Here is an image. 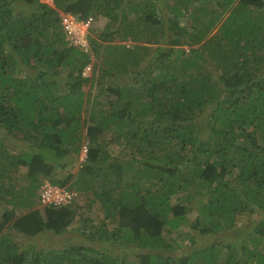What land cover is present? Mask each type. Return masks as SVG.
<instances>
[{
	"label": "trees",
	"instance_id": "1",
	"mask_svg": "<svg viewBox=\"0 0 264 264\" xmlns=\"http://www.w3.org/2000/svg\"><path fill=\"white\" fill-rule=\"evenodd\" d=\"M18 1L0 10V264H264V0ZM67 11L105 19L89 51ZM44 179L102 216L20 249L14 231L52 241L79 215L36 205Z\"/></svg>",
	"mask_w": 264,
	"mask_h": 264
},
{
	"label": "rangeland",
	"instance_id": "2",
	"mask_svg": "<svg viewBox=\"0 0 264 264\" xmlns=\"http://www.w3.org/2000/svg\"><path fill=\"white\" fill-rule=\"evenodd\" d=\"M4 3H7V4H4ZM11 5L14 6V8H16L17 6H22V4L18 0H3L2 2H0V10L5 11L6 8ZM104 21L105 19L103 17H98L97 19H95L94 17L91 23V27L89 29L90 32L92 28L102 27ZM126 43L130 44V41H127ZM119 148L120 147H107L108 151H110L112 155H117V153H119ZM80 154H81V157L84 156L82 155V150ZM59 173L63 174L64 172L60 170ZM37 193H38V188L35 190V195H37ZM93 198H94V195L91 193L83 192V193L78 194L77 202L79 204V213H78L79 215L77 216V218L75 219V221L73 222V224L68 230H66L65 232H62L59 235H56L52 241L48 240L50 235L48 232H46V230L32 237L23 236L21 233L14 231V238L16 239L17 242H19V248L20 249L30 248V249H33V251H37L40 248L46 250L50 247H60L67 240H75V239H77V241L85 240L86 239L85 236L79 235L76 229V226L81 225L82 220L85 217H92L94 220H99L100 217L102 216L101 214L102 209L98 205V202L91 201V199ZM35 203L37 206H41L37 196L35 198ZM193 210L194 209L188 211L187 218L189 221L192 220L194 215L196 214V211H193ZM238 219H239V222H242L243 220L246 219V217L239 216Z\"/></svg>",
	"mask_w": 264,
	"mask_h": 264
},
{
	"label": "built area",
	"instance_id": "3",
	"mask_svg": "<svg viewBox=\"0 0 264 264\" xmlns=\"http://www.w3.org/2000/svg\"><path fill=\"white\" fill-rule=\"evenodd\" d=\"M50 1V0H44ZM60 23L66 34V37L83 51H89V42L86 32L89 31L92 17H81L77 13L64 12L60 14ZM90 68V63L84 67V73ZM86 144L83 143L81 150L82 155L86 152ZM78 197V191L72 188H67L58 184L51 183L44 179L38 189L37 198L41 205L60 206L74 201Z\"/></svg>",
	"mask_w": 264,
	"mask_h": 264
},
{
	"label": "crops",
	"instance_id": "4",
	"mask_svg": "<svg viewBox=\"0 0 264 264\" xmlns=\"http://www.w3.org/2000/svg\"><path fill=\"white\" fill-rule=\"evenodd\" d=\"M42 1H44V0H42ZM46 2H48V3H50V4H53V3H52V0H50V1H46Z\"/></svg>",
	"mask_w": 264,
	"mask_h": 264
}]
</instances>
